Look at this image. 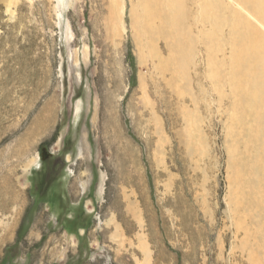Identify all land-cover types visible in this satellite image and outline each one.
I'll return each mask as SVG.
<instances>
[{"label":"rangeland","instance_id":"1","mask_svg":"<svg viewBox=\"0 0 264 264\" xmlns=\"http://www.w3.org/2000/svg\"><path fill=\"white\" fill-rule=\"evenodd\" d=\"M237 25L264 38L245 0H0V264H264Z\"/></svg>","mask_w":264,"mask_h":264},{"label":"bare ground","instance_id":"2","mask_svg":"<svg viewBox=\"0 0 264 264\" xmlns=\"http://www.w3.org/2000/svg\"><path fill=\"white\" fill-rule=\"evenodd\" d=\"M175 2L176 0H171L172 5H174ZM245 2L250 4V6H252L255 13L264 22V0H245ZM173 20L175 21L176 19ZM235 31H237V39H236L237 47L235 46L236 59L235 56L233 55L234 59L236 60V61L234 60L235 68H236V76L234 77V82L235 85L237 86V91L240 94V96L246 98V104H247L246 107L249 110L247 112L254 114V116L258 119V122L263 123L264 122V38L259 33H257L253 28L251 29L244 28L242 26L237 25ZM258 135L261 136L262 131L261 133L259 131ZM259 139H261V137H259ZM263 160H264V154H263Z\"/></svg>","mask_w":264,"mask_h":264}]
</instances>
